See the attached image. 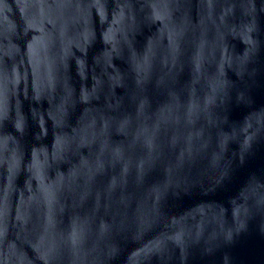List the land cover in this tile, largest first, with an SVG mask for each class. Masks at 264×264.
Instances as JSON below:
<instances>
[{"label":"water","instance_id":"water-1","mask_svg":"<svg viewBox=\"0 0 264 264\" xmlns=\"http://www.w3.org/2000/svg\"><path fill=\"white\" fill-rule=\"evenodd\" d=\"M0 264H264V0H0Z\"/></svg>","mask_w":264,"mask_h":264}]
</instances>
